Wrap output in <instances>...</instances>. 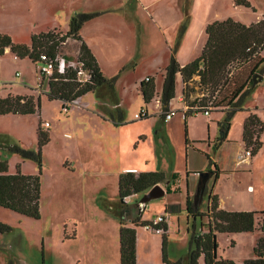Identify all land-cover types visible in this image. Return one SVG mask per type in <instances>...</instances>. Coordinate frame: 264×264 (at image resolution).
Masks as SVG:
<instances>
[{
  "label": "rangeland",
  "instance_id": "obj_1",
  "mask_svg": "<svg viewBox=\"0 0 264 264\" xmlns=\"http://www.w3.org/2000/svg\"><path fill=\"white\" fill-rule=\"evenodd\" d=\"M182 1L0 0V27L13 30L16 39L26 42L30 41L34 31L57 28L64 32L75 12H99L86 33L94 39L105 77L112 81V84L102 83L76 102L65 103L41 94L40 88L47 86L44 79L38 87L36 67L41 62L33 63L27 57L16 58L9 53L0 55V97L22 92L34 96L36 101L39 98V108L33 113L0 115V157L6 161L9 172L38 174L41 190L38 218L0 206V222L10 227L0 238V264H63L60 255L71 253V248L81 242L67 243L66 240L74 234V223L80 215L84 217L80 223L84 237L94 234L106 238L108 235L104 243L113 252L119 246L118 223L121 219L117 184L108 175L114 167L118 170L121 166L137 165L163 171L171 181L166 186L169 192L162 197L181 198L185 206L187 186L193 197L199 172L212 170L216 164L222 172L219 192L224 206L256 210L258 220L264 217L259 213L264 210V74L253 86L248 84L250 88L241 99L240 109L230 117V144H218L217 138L223 133L220 122L227 113L217 111L211 103L209 115L199 112L184 117L180 110L183 105L186 109V105L181 95L178 100L183 85L179 75L175 78V95L169 102V108L175 112L172 119H163L165 112L156 98L161 92L162 75L171 54L167 43L178 37L175 21L177 14L183 12ZM247 1L250 6L234 5L230 0H198L195 15L209 18L215 14H220V18L236 15L249 24L261 18L264 0ZM154 15L160 19H154ZM61 50L67 58L73 59L78 42L69 38ZM197 51L195 48L194 53ZM261 55L264 57V49ZM13 57L20 64L15 65ZM252 63L254 61L230 68L229 82L243 80ZM262 65L264 63L258 68L264 73ZM145 76L151 77L155 94L146 104L149 116L139 120L135 113L144 106L139 83ZM201 92L195 85L188 99L201 96ZM120 111L121 121L126 123L119 134L121 141H125L120 153L121 162L114 159L118 163H111L109 151L100 150L96 144L95 163H80V155L94 156L90 149L93 148L92 139L96 143L117 139L118 135L111 128L121 125ZM249 112L254 113L262 124L261 147L250 160H241L245 149L235 137L236 133L242 132L244 118ZM38 126L48 132V141L41 148L38 147ZM16 147L30 155H24ZM236 160L239 162L235 163ZM145 192L127 196L128 208L137 206ZM206 193L207 188L201 199L200 196L196 199L202 210L205 209ZM162 197L145 202V206H151L145 208L144 213L152 215L153 206L160 203ZM133 210L136 212V207ZM133 215L130 213L129 218ZM201 219L207 221L205 216ZM171 220L175 224H172L173 233L167 248L170 256H177L182 251V239L178 238L176 215ZM124 222L129 223L126 218ZM199 223L197 218V228ZM180 224L187 248L189 235L186 234L184 215ZM257 237L256 231L217 233V252L223 258H246L252 255Z\"/></svg>",
  "mask_w": 264,
  "mask_h": 264
},
{
  "label": "trees",
  "instance_id": "obj_2",
  "mask_svg": "<svg viewBox=\"0 0 264 264\" xmlns=\"http://www.w3.org/2000/svg\"><path fill=\"white\" fill-rule=\"evenodd\" d=\"M236 4L250 6L247 0H235ZM99 14V12H75L68 22L66 31L57 29L41 31L31 34L30 43H15L10 36L0 33V55L5 48L15 56L29 58L33 63L40 60V55L45 53L53 58L56 53H62V46L69 38L78 42V50L75 56L77 63L87 71L89 77L83 81L78 79L77 68L67 67L63 73L53 71L48 77L47 86L40 88L48 99H61L65 103L73 102L87 92L93 91L102 83L108 81L103 75L95 56L79 34L82 24ZM185 29V19L179 28V36ZM206 40L201 51L193 60L180 64L175 57V49L172 48L169 62L164 68L162 86L159 94V102L163 112L168 111L169 102L175 95V78L180 76L181 96L186 105L183 111L184 117L208 109L211 103L217 111L226 112V117L220 122L223 131V140L229 127L232 113L240 109V102L247 89L253 83V75L262 73L258 68L264 63L261 55L264 49V18L245 24L231 17L213 20L205 26ZM70 59V58H68ZM252 63L243 80L229 82V69L236 65ZM261 63V64H260ZM259 65V66H258ZM264 66V65H262ZM111 80V79H110ZM250 84V85H248ZM198 85L203 93L189 100L190 91ZM144 106L154 97L155 85L148 77L139 83ZM224 86V87H223ZM141 106V108H145ZM39 108V98L32 95H7L0 97V114H30ZM146 109V108H145ZM147 114L137 119H144ZM263 130L261 122L256 115L249 112L243 121L242 141L245 150H249L250 156L256 154L261 147L259 139ZM38 147L41 148L48 141V132L40 126L37 128ZM187 143V139H185ZM24 155L30 153L16 147ZM212 173L213 182L217 180L220 172L214 164ZM173 176V175H172ZM167 179L163 171H125L118 177L117 194L120 204L119 221V264H136V227L143 226L149 221L140 220V210L131 219V223L124 222L123 215L129 217L130 209L126 203V197L130 194L147 191L156 183ZM207 188V187H206ZM205 188V190H206ZM204 190V191H205ZM168 192V189L166 188ZM40 177L38 174H24L19 171L9 172L6 161L0 157V206L22 214L24 216L38 218L40 214ZM204 193V192H203ZM207 204L204 210L198 208L188 193L185 197V210L188 214L187 232L189 235L188 250L186 256L170 260L166 254V225L162 227V252L161 259L165 264H235L231 258H222L217 254V233L253 232L258 234L256 244L253 247V256L243 260L242 264H264V217L257 219L256 210L223 209L218 206V196L212 193L211 188L206 193ZM170 205L167 206V208ZM259 213L264 214V210ZM206 222H202V217ZM199 218V228L196 219ZM10 227L0 222V235L7 233Z\"/></svg>",
  "mask_w": 264,
  "mask_h": 264
},
{
  "label": "crops",
  "instance_id": "obj_3",
  "mask_svg": "<svg viewBox=\"0 0 264 264\" xmlns=\"http://www.w3.org/2000/svg\"><path fill=\"white\" fill-rule=\"evenodd\" d=\"M230 1L234 5H241V4H236L235 0H230ZM197 3H198V0H183L182 1L183 12H181V13L179 12V14H177V18L175 21L178 37L175 38V40L173 42L167 43L170 51L172 50V48L175 49V57L180 64H185V63L193 60L195 57H197L199 55L201 48H202V46L206 40V34H205L204 29H205V26L207 25V23H209L213 20L224 19L226 17H231V18L238 19V20L242 21V19L236 17V15H228V16H223L221 18H220V14H215L214 16H211L210 18H209V16L206 17V15L197 16V15H195ZM242 6H244V5H242ZM151 15L153 16V12ZM155 15H154V19L155 18L160 19L159 16H155ZM96 16L85 21L82 24L80 31H79V34L82 37V39L86 42V44L88 45L90 50L92 51L93 55L95 56V58L97 60L98 65L102 71V66L99 63L100 60H99V56L97 54L98 51H97L95 44H94V39L89 36L90 34L86 33L88 26L93 25V22L95 21ZM259 18H257L255 21H257ZM184 19H185V29H184L183 34L181 36H179L178 31H179V28H180L182 21ZM245 24H247V23H245ZM54 29H57V28H54ZM12 31L13 30H11V29L9 30L8 28L0 27V33L8 34L13 42L25 43L27 45L30 43V41L26 42V41H23L20 39L19 40L16 39L14 37ZM41 31H45V30L34 31V32H31V34L38 33ZM64 31H66V30H64ZM195 48H196V50H198L196 54L194 53ZM5 53L13 54L12 52H10V50L8 48H5L3 54H5ZM13 55L15 56V54H13ZM15 57L20 58L17 56H15ZM16 58L13 57V59L16 60V61H14V60L13 61H14L15 65H18L20 63L17 61ZM102 73H103V71H102ZM261 74H262V78H263L264 73L262 72ZM103 75H104V73H103ZM146 77H148V76H145V78ZM107 80H110V78H107ZM141 80H143V79H140V81ZM26 86L30 87L29 84H26ZM156 94H158V93L156 92ZM17 95H26V93L18 92ZM27 95H29V94H27ZM180 95H181V91H180V94L178 95L179 101L181 100ZM156 100L160 104L159 97L156 98ZM144 107L146 108V105ZM146 110H147V108H146ZM170 110L171 109L168 107V111H170ZM184 110L185 109H184V105H183L182 110H180V111L183 112ZM101 112L103 113L104 110H101ZM93 113L98 114V112H96V111H94ZM0 115H5V114H0ZM19 115H23V114H19ZM147 115H148V111H147ZM121 116H122V112L120 111L119 115H118V117H119L118 119H119L121 125H113V128H111V129H113V133L118 135L117 139L115 138L116 140H113L112 142H104L101 140L98 143H96L95 139H92L91 141H92L93 148L91 146L90 149H92L94 156L87 157V156L80 155L78 157L80 163H82V164H88V163L94 164L95 163L94 160L97 159V156L95 154V153H97V150H96L97 145H98V148L100 150L105 149V151H109V153L111 154V159L113 160V162H111V163H114V165H116V163L121 162L120 153L122 150V146L125 144V141H121L122 136L120 137V135H121V131H120L121 129L120 128H121V126L126 124L125 122L121 121ZM172 117H173V115L169 119H172ZM146 118H144V119H146ZM163 119H164V116H163ZM169 119H167V120H169ZM139 120H143V119H139ZM235 138L237 140H239L241 145L243 146L242 133H239V134L236 133ZM231 139H232V136L229 135V131H228L227 135L225 136V138L223 140H219L217 138V141H218V144L222 146L223 144H230V142H232ZM251 157L252 156L248 157L249 160L251 159ZM99 158H101V157H99ZM114 159H117L118 162L114 161ZM75 161H77V160H75ZM238 162H239V160H238ZM238 162L236 160L235 163H238ZM125 171L141 172V171H153V170L150 168H142V167H139L137 165H134V166L131 165V166H127V167L121 166V168H119L118 170H116V168L114 167L108 175H110L112 182L117 184L119 175ZM166 177H167V179L164 182H160V184L162 186H164V189H165L164 194H167L169 192V191L168 192L166 191V186H168L170 181H171V178L169 176H166ZM221 179H222V172L220 169V172L218 174V178H217V180H215V182H213L212 177H210L208 179V181L206 183L207 189L211 188L212 193L217 194L219 208L238 209V208H230V207L224 206V200L222 199V196L219 192V185L221 183ZM179 189H180V191L178 190V192L180 193V196H181L182 191H181L180 187H179ZM187 193L190 196L188 186L186 188V194ZM117 198H118V194H117ZM114 200L116 201V198ZM203 200H202V202H203ZM126 203H127V200H126ZM206 204H207V197L205 199V207H206ZM168 205H170V207L167 208ZM137 206L136 205L129 206L130 207V213L134 214L133 215L134 217L136 216L137 211L135 212L133 210V207H136V209H137ZM150 206H151L150 204L146 205V206H144V209L148 208ZM153 207H154L153 208L154 212L152 215L145 214L144 209L140 210V215H139L140 220L149 221L154 216L163 215V218H164L163 223H165V225H166L165 234H166V254H167V257L170 260H175L179 257L184 258L186 256L188 247L185 248L186 244H187V239L185 238L184 234L180 233V229H181L180 220H181V217L184 215L186 218V224H185L186 228L188 227V221H189L188 214H187V212L185 210V206H184V200H182L181 198L178 200H169V199L165 198V196H163L162 201L160 203H156ZM198 207H199V203H198ZM199 209L202 210V208H199ZM175 215H176V221H177V233L180 234L178 236V238H179V240L182 239V245H181L182 251L177 256H170L167 246L170 243L171 234L173 233L172 232V227H173L172 224H175L173 222V220H171V218L173 219L175 217ZM83 218L84 217H82L81 215L79 216L77 222L74 223V225H75L74 234L71 237L66 239L68 241L67 243H74L78 240H80L81 242L77 247L71 248V253H66V255H64V254L60 255L63 264H119V246L115 247L113 252L109 249V246L106 247V245L104 243V239H106L108 237V235L106 236V238L104 235H102L100 238V237L95 236L94 234H90L88 236L85 235L87 237H84V235L82 234L83 229H82L81 224H80L82 222L81 220ZM118 229H119V223H118ZM81 231H82V233H81ZM186 234L188 235L187 230H186ZM1 236L2 235H0V238H1ZM161 252H162V232H156L153 230L145 229V228H143V226H137L136 227V264H165L161 259ZM217 254H218V252H217ZM218 256L222 257L219 254H218ZM251 256H253V253H252V255H250L248 257H251ZM248 257H246V258H248ZM246 258H242L239 260L233 259V260H234L235 264H242L243 260ZM201 264H202V261H201Z\"/></svg>",
  "mask_w": 264,
  "mask_h": 264
},
{
  "label": "built area",
  "instance_id": "obj_4",
  "mask_svg": "<svg viewBox=\"0 0 264 264\" xmlns=\"http://www.w3.org/2000/svg\"><path fill=\"white\" fill-rule=\"evenodd\" d=\"M261 18H264V13H262ZM40 60L38 62H41L40 65L36 67L37 71V81L39 84V88L41 87L40 85L42 84V81L44 79L48 80V77L52 74L53 71H57L58 73H63L67 67H73L77 68V76L78 79L83 81L89 77V74L87 71H85L81 64L77 63L75 59H68L63 53H56L53 58H50L48 55L45 53H42L40 55ZM37 62V63H38ZM148 77L145 78L147 80ZM77 99L73 100V102H76ZM175 111L170 110L165 112L164 114V120L169 119ZM203 113L206 115H209L208 109L203 110ZM147 114V110L145 108H141L139 112L135 113V117L139 118L141 116H144ZM250 156L249 150H244V155L240 158L241 160L246 159ZM145 204L143 202H140L138 204L139 210L144 209ZM123 219H127L129 223H131V218L123 215ZM163 215H157L154 216L152 219L149 220L148 223L143 225V228L148 229V230H153L156 232H162V227L159 226L160 223L163 222Z\"/></svg>",
  "mask_w": 264,
  "mask_h": 264
},
{
  "label": "water",
  "instance_id": "obj_5",
  "mask_svg": "<svg viewBox=\"0 0 264 264\" xmlns=\"http://www.w3.org/2000/svg\"><path fill=\"white\" fill-rule=\"evenodd\" d=\"M262 79V74L255 73L253 75V83L252 86L257 83L259 80ZM223 133H220L218 138H222ZM199 178L196 186V190L193 193L194 201L200 196V199L202 197V194L206 188V183L208 179L211 177L212 173L209 171H202L199 172ZM165 193L164 187L160 183H156L153 186H151L141 197V202L145 203L151 198L155 197H161Z\"/></svg>",
  "mask_w": 264,
  "mask_h": 264
}]
</instances>
